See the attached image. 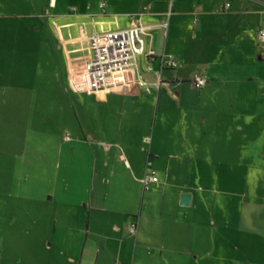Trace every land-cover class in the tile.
Returning a JSON list of instances; mask_svg holds the SVG:
<instances>
[{"label":"crops","instance_id":"obj_1","mask_svg":"<svg viewBox=\"0 0 264 264\" xmlns=\"http://www.w3.org/2000/svg\"><path fill=\"white\" fill-rule=\"evenodd\" d=\"M150 5L141 0L120 12L110 0L96 10L52 0L35 29L0 2V214L27 216L0 229L25 227L28 246L11 255L1 239L0 264H246L251 257L264 264V243L240 237L258 231L242 223L243 201L222 223L201 188L213 164L227 165L212 159L213 141L220 150L228 134L260 143L249 126L264 118V17L263 47L254 54L241 31L212 29L209 11H195L199 4L180 13L189 29L208 15L186 38L166 22L168 6ZM134 25L150 27L136 39L137 68L107 90L83 88L90 37ZM44 47L58 60L46 74ZM168 56L178 68L167 67ZM197 76L205 87L195 85ZM227 118L249 126L236 121L222 131ZM151 170L159 182L145 189ZM182 194L191 195L190 206L180 205ZM257 209L252 201V215Z\"/></svg>","mask_w":264,"mask_h":264},{"label":"rangeland","instance_id":"obj_2","mask_svg":"<svg viewBox=\"0 0 264 264\" xmlns=\"http://www.w3.org/2000/svg\"><path fill=\"white\" fill-rule=\"evenodd\" d=\"M52 0H0L4 7V11L12 13L17 16L24 25L33 24L36 26L35 29L40 27L38 21V16L44 14L42 10L47 12L51 11L50 3ZM100 0H58L59 3L64 2L65 4H74L81 6L85 3H90L94 10H96L98 2ZM141 0H110L111 10H116L120 12H126L129 10H134L135 6ZM260 1L264 0H142L143 4L150 3L154 9L159 8L157 5L162 7H169L170 15L166 19L174 30L177 27L181 37H187L189 32L197 29L202 23L206 22L207 16L200 19V24L197 26H192L189 29L188 17L181 16L180 13L184 10L193 9L194 4H199L196 12L209 11L211 17V28L219 30L220 26L224 27L226 25L228 32H238L241 31L243 36H240L242 41H244V46L254 52H261L263 46H259L257 42V30L261 19L264 17V6ZM133 5V6H131ZM229 5V8H228ZM131 6V7H128ZM263 12V13H262ZM179 13V14H178ZM236 13L240 14L238 18V23L235 25L234 20H236ZM177 17V18H176ZM207 28V27H206ZM231 34H229L230 37ZM236 35L233 34V37ZM182 39V38H181ZM186 41V39L184 40ZM234 47H239L241 44L240 39L235 37L231 39ZM37 42V40H36ZM41 42V41H40ZM41 63L45 64V68L40 67L43 72L48 73L51 67L55 68L57 59L52 57L51 50L44 49L41 52ZM39 57L37 56V61ZM246 60V59H245ZM36 62V61H35ZM240 62V61H237ZM258 62V60H257ZM50 63V64H49ZM50 65V68H48ZM52 70V69H51ZM69 104V103H68ZM221 124H219L220 129L224 131H232L236 127V121L244 124L245 127L249 125L246 123L247 119H220ZM253 129L254 136H258L260 143L256 147H251L246 144L243 136L241 135H230L226 136L224 139L227 143L225 149L216 148L215 141L212 142V149L210 151L213 160L227 161L225 167H216L212 165V177L210 180L206 181L201 188L209 191L210 194V204L211 207L217 209L220 213L218 216L223 217L222 223H224V218L229 212L235 211L236 209L242 208L240 202L243 201V207H245L244 214L242 217V223L247 225L249 223L258 224L257 235L245 231L240 234V237L245 239H253L257 237L259 241L264 243V118L254 119L252 125L249 128ZM251 136V134H249ZM252 160H257V166L252 164ZM253 165V166H252ZM221 169L222 172H219ZM251 198L252 196H255ZM254 201V205L258 207L254 210V215L250 211L251 202ZM234 215V214H233ZM15 218V219H13ZM16 224L26 223L27 216L25 214L9 215L0 214V225L9 224L13 220ZM23 225V224H22ZM4 227V226H3ZM246 228V227H245ZM27 230L25 227L23 229H0V241L4 240L9 243L5 246L8 250L7 253L19 255L22 254L27 246ZM232 237V236H231ZM12 239V242H11ZM262 247V246H261ZM22 256V255H21ZM256 258V257H255ZM251 257L250 263L246 264H263L261 261L256 262V259Z\"/></svg>","mask_w":264,"mask_h":264},{"label":"built area","instance_id":"obj_3","mask_svg":"<svg viewBox=\"0 0 264 264\" xmlns=\"http://www.w3.org/2000/svg\"><path fill=\"white\" fill-rule=\"evenodd\" d=\"M101 7L105 9L106 3ZM229 7V5H228ZM150 27L134 25L132 27L95 33L90 37V54L83 65V74L80 77L81 84L86 90L98 92L109 88L111 80L125 71L137 68L138 49L136 39L141 35H146ZM259 40L264 43V28L259 31ZM168 68L176 69L179 62L175 56H168L163 59ZM197 87L203 88L207 84L204 76H197L194 79ZM159 182L157 173L151 170L142 180L145 189H149L151 184ZM137 225L132 224L130 232L136 234Z\"/></svg>","mask_w":264,"mask_h":264},{"label":"water","instance_id":"obj_4","mask_svg":"<svg viewBox=\"0 0 264 264\" xmlns=\"http://www.w3.org/2000/svg\"><path fill=\"white\" fill-rule=\"evenodd\" d=\"M191 195L190 194H182L180 198V205L183 207H188L191 204Z\"/></svg>","mask_w":264,"mask_h":264}]
</instances>
